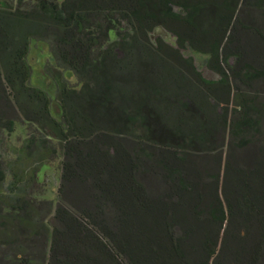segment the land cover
I'll return each mask as SVG.
<instances>
[{
  "label": "trees",
  "instance_id": "trees-1",
  "mask_svg": "<svg viewBox=\"0 0 264 264\" xmlns=\"http://www.w3.org/2000/svg\"><path fill=\"white\" fill-rule=\"evenodd\" d=\"M0 264H264V0L0 9Z\"/></svg>",
  "mask_w": 264,
  "mask_h": 264
},
{
  "label": "rangeland",
  "instance_id": "rangeland-1",
  "mask_svg": "<svg viewBox=\"0 0 264 264\" xmlns=\"http://www.w3.org/2000/svg\"><path fill=\"white\" fill-rule=\"evenodd\" d=\"M16 3L17 0H0V9H9L10 6L15 7ZM163 35L169 42H174V38L169 34L163 33ZM185 54L194 57L198 68L205 74V76L216 78V75L210 72L207 68L208 56L195 53L191 50H186ZM49 60H52V56L47 45L43 42L33 41L30 52V62L33 67V84L48 91L51 95H54V86L44 72V67ZM55 110L57 111L56 108ZM27 135V127L22 122H19L15 132L10 135L9 140L12 144L21 146L24 139L27 138ZM61 160L62 157L58 156L57 158L48 161L43 167L40 177L42 188L40 193H38V198L51 201L54 208L57 206L59 199L58 191L61 185L62 173Z\"/></svg>",
  "mask_w": 264,
  "mask_h": 264
}]
</instances>
